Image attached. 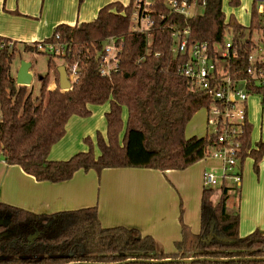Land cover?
Here are the masks:
<instances>
[{"label":"trees","instance_id":"16d2710c","mask_svg":"<svg viewBox=\"0 0 264 264\" xmlns=\"http://www.w3.org/2000/svg\"><path fill=\"white\" fill-rule=\"evenodd\" d=\"M228 1L234 6L240 3ZM165 2L157 0L156 24L150 35L131 30V1H115L103 6L95 19L75 25L59 24L50 37L34 42L65 43L69 48L65 55L39 51L27 43L13 42L10 46L9 39L0 37V158L20 165L39 181L54 183L71 179L80 169L184 170L205 159L213 137H186V126L198 110L211 106L212 101L206 91L193 89L191 81L180 72L187 56L174 55L172 27L189 28V44L207 42L213 55L230 38L236 54L228 60L227 71L233 77L244 78L248 76L249 55L257 46L254 31L261 32L264 40V9L259 11V3L254 0L250 25L245 26L234 15H226L224 0H205L203 13L189 17L171 12ZM110 37L116 38L119 48L117 67L111 75H103L100 57ZM23 52L48 56V71L39 77L38 95H33L30 85L16 81L13 64ZM55 58L63 60L68 73L71 65H77L68 90L59 87ZM53 80L56 86L49 88ZM247 88L240 165L251 157L258 174L264 157V137L253 142L249 110L250 98L262 97L264 86L249 81ZM106 103V132L96 133L98 153L87 136V151L66 160L49 158L52 147L65 136L70 118L88 117L91 105ZM261 131L264 135V111ZM231 190L223 186L214 200V189L204 187L200 231L192 232L182 221V238L175 242L176 252L171 253H165L154 237L137 229L102 226L97 206L36 213L0 202V264L118 263L128 259L138 261L124 264H264V260L151 262L264 257V234L256 230L241 236L239 214L228 212ZM34 234L38 235L29 242Z\"/></svg>","mask_w":264,"mask_h":264},{"label":"crops","instance_id":"0c3cea01","mask_svg":"<svg viewBox=\"0 0 264 264\" xmlns=\"http://www.w3.org/2000/svg\"><path fill=\"white\" fill-rule=\"evenodd\" d=\"M115 1L129 4L131 0H0V37L18 44L42 41L53 34L57 25L91 21L103 6ZM240 2L249 5L254 0ZM55 86L53 80L50 88ZM256 97L250 98V109L257 105L260 112L259 134L255 136L252 132L254 143L264 137L261 131L263 111H259L264 98ZM101 108L105 119L102 118L100 127L105 128V133V113L109 110V103ZM199 111H203L207 119L206 110L201 108ZM92 115L86 118L87 125L78 116H73L66 131L70 128V133L77 132L83 137L84 128L97 129L99 125H93L89 119ZM123 117L126 118V109ZM206 119L201 134L193 130L196 128L192 127L190 120L186 126V137L205 136ZM250 121L253 123L252 115ZM188 128L193 130L189 134ZM68 136L67 132L54 146L50 159L63 160L74 153L70 152L73 142L66 141ZM219 164L217 160L207 159L184 170L127 167L104 168L97 172L80 169L71 179L54 183L39 181L20 165L8 164L0 158V202L36 213L97 206L102 226L137 229L143 235L154 237L165 253H171L176 252L175 242L182 238V221L192 232L199 233L203 172L208 169L219 173ZM253 164V158L248 157L241 166L242 182L229 185L234 195H230L227 209L230 213L239 214L241 236L256 230L264 234V157L258 174ZM223 186L227 185L224 183L221 188Z\"/></svg>","mask_w":264,"mask_h":264},{"label":"built area","instance_id":"2783aa9c","mask_svg":"<svg viewBox=\"0 0 264 264\" xmlns=\"http://www.w3.org/2000/svg\"><path fill=\"white\" fill-rule=\"evenodd\" d=\"M259 11L264 9V0H257ZM167 8L177 14L193 16L191 10L205 7V0H166ZM131 30L136 33L148 34L152 32L156 24L157 0H131ZM174 55H186L187 61L181 67L180 72L187 77L195 90L206 91L211 98V106L204 107L207 113V134L213 137V145L207 151L204 160L217 159L220 162V172L204 170L203 183L205 188H213L220 182L230 179L239 185L242 182V170L240 154L244 135V123L247 119V102L249 81L264 86L263 58L255 57L253 52L249 55L250 65L247 69L248 76L238 78L227 71L228 60L236 54L232 49L230 38L224 46L212 54L207 42H194L189 44V28L172 27ZM116 38L110 37L104 46V52L100 57V72L103 75H111L117 67L119 48ZM39 47L53 55H65L68 45L60 42L39 43ZM257 47V46H256ZM224 62L222 67L218 63ZM68 72V70H67ZM68 77L74 80L77 73V65L70 66ZM243 85V89L239 85ZM222 184V185H223Z\"/></svg>","mask_w":264,"mask_h":264},{"label":"rangeland","instance_id":"374dc122","mask_svg":"<svg viewBox=\"0 0 264 264\" xmlns=\"http://www.w3.org/2000/svg\"><path fill=\"white\" fill-rule=\"evenodd\" d=\"M246 5H248L246 2H244V3L240 2L238 6H234V5L230 4V2L228 0H224V10L226 12V15L228 17L230 15H234L236 17V19L241 24H243L245 26H249L250 22H251V12H252L253 3L250 2V4L247 7H246ZM203 11H204V9L202 7H198V8L191 10V13H192V15H197V14L203 13ZM252 37H253V41L257 45V47L254 48V52H253L254 56L258 57V58H263L264 57V40L262 39L261 32L254 31ZM27 44L28 45H34L39 51H43L39 47V43L38 44L37 43H27ZM12 45H13V42L11 41L10 46H12ZM22 46L23 45H19V48H23ZM22 60L30 61L33 64L32 69H31L33 71V73H32L33 79H32V83L30 84V89L32 90L33 95H38L40 92V87H41V81H40L39 77L41 75H45L48 71V56L38 54V53H33V52H23L22 55H20V56L18 55L14 61V64H13V70H14L15 76L17 74V71L19 69V65L21 64ZM55 61L57 62L58 65L63 64V60L60 58H55ZM218 65H219V67H222L224 65V62L220 61L218 63ZM51 83H52V81L50 82L49 88L51 86ZM239 88L243 89V85L240 84ZM252 97H254V96H252ZM259 97H261V96H259ZM255 98H257V97L255 96ZM262 98H264V95L262 96ZM261 105L262 106L259 107L260 108L259 111L262 112V111H264V102ZM101 106L102 105H92L91 106V110H92L93 115L91 114L92 117L89 119H91L93 121V123H94L93 125H99L97 127V129H91L92 127L84 128L83 137H81L80 134H78L77 132H76V134L74 132L70 133L69 132L70 128L67 129L66 133L68 132L69 136H68L66 141H71L74 144L73 149L70 151V152H74V153H71L70 157L73 156L74 154L78 153V152L87 151L89 149L88 144L84 141V138L87 136L92 138L95 153L98 152V146L96 144V133L98 131H100L102 133L105 131L104 127H100L101 120H103L102 118H104L103 113H102L103 110H102ZM251 115H252V119H253V123H254L253 133L255 136H257L259 134V125H260V112H258V106L257 105L253 106L252 110L250 109V116ZM88 117H85V118L79 117V119H81V121H84L83 122L84 125H87L88 123L85 121L88 120V119H86ZM0 118H1V112H0ZM205 119H206L205 113L203 111L198 110L195 113V115L193 116V118L191 119L192 127L196 128L193 130H195L201 134L203 132V128L205 129ZM206 126H207V123H206ZM193 130H189V128H188L187 134H189ZM57 143L55 145H57ZM54 146L50 150L49 157L51 155V152L53 151ZM70 157H68V158H70ZM63 160H66V159H63ZM214 160H217V159H214ZM217 161H219V160H217ZM204 164L206 165V162H204ZM219 166H220V164H219ZM216 173L218 174V172H216ZM224 183L227 186L236 185V183L230 179H226V181ZM222 184H223V182H220L218 185L213 187L214 192H215L214 193V200H217L219 198ZM231 194H232V196L234 195V193H231Z\"/></svg>","mask_w":264,"mask_h":264},{"label":"water","instance_id":"95a60500","mask_svg":"<svg viewBox=\"0 0 264 264\" xmlns=\"http://www.w3.org/2000/svg\"><path fill=\"white\" fill-rule=\"evenodd\" d=\"M32 66V62L22 60L20 67L16 74V81L20 85H30L32 83L33 74L30 72V68ZM59 71V87L62 90H68L71 88L72 84L68 77V72L66 69V66L61 64L58 66ZM6 234V233H5ZM38 234H34L29 237V242H33ZM198 260H210V261H231V260H264V257H237V258H231V259H216V258H184V259H163V260H151V262L154 263H167V262H184V263H191ZM138 260L136 259H128L124 262H118V263H92V262H73L68 264H124V263H130V262H136Z\"/></svg>","mask_w":264,"mask_h":264}]
</instances>
